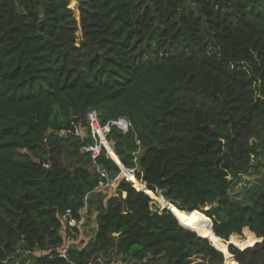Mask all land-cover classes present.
I'll list each match as a JSON object with an SVG mask.
<instances>
[{
	"label": "trees",
	"instance_id": "1",
	"mask_svg": "<svg viewBox=\"0 0 264 264\" xmlns=\"http://www.w3.org/2000/svg\"><path fill=\"white\" fill-rule=\"evenodd\" d=\"M168 1L0 0V264H264V0Z\"/></svg>",
	"mask_w": 264,
	"mask_h": 264
},
{
	"label": "built area",
	"instance_id": "2",
	"mask_svg": "<svg viewBox=\"0 0 264 264\" xmlns=\"http://www.w3.org/2000/svg\"><path fill=\"white\" fill-rule=\"evenodd\" d=\"M88 121H89V123H90V125H91V127H92V131H93V135L94 136H96V135H99V137H101V136H103L104 134H105V132H106V130L108 129V126H105V127H103V126H101L100 125V122H99V120H98V113L95 111V110H93V111H90L89 113H88ZM121 123V122H120ZM102 144H104L102 141H96L95 142V144H93V145H89V146H87V147H85L84 148V150L85 151H87V152H90V153H92V157H93V159H96L99 155H100V153H101V146H102ZM61 218L64 220V221H67L68 223H69V225L71 226V228H72V230H71V234H73V235H68L67 236V239H66V243L67 242H70L71 240L72 241H75L76 240V238L78 237H80V233H79V231L78 230H75V227H77V225L81 222H79V221H77L74 217H73V215H72V211L71 210H67V211H65L62 215H61ZM66 243H65V246H66ZM72 243H74V242H72ZM72 243H70V244H72ZM63 247L62 249H59L58 251L59 252H61V254L63 255V256H66V247Z\"/></svg>",
	"mask_w": 264,
	"mask_h": 264
},
{
	"label": "rangeland",
	"instance_id": "3",
	"mask_svg": "<svg viewBox=\"0 0 264 264\" xmlns=\"http://www.w3.org/2000/svg\"><path fill=\"white\" fill-rule=\"evenodd\" d=\"M168 1V0H167ZM182 7L183 6H181V4L180 3H178V4H175V3H173L172 2V0L171 1H168V10H174V9H177V8H179L180 10H182ZM183 12H178V14H182ZM169 17H170V20L171 21H177L178 19L175 17V14H170L169 15ZM203 39H206V38H203ZM202 43H203V46H206V45H208L209 44V41H208V39H207V41L206 40H203L202 41ZM206 44V45H205ZM209 46V45H208ZM181 47V45H180V43H178V44H176V49L177 48H180ZM85 127H83L82 125H78V130L82 133V134H85ZM131 171H133V170H131ZM134 172V171H133ZM254 179V177H252L251 178V180H253ZM113 185H109L108 187L111 189V190H115V184L114 183H112ZM101 185H103V183L101 184ZM135 185V184H134ZM136 186V185H135ZM155 196H152L153 197V199H154V204H157V205H159V206H161L162 208L163 207H166V205H164L163 204V202L162 201H160L159 200V196L160 195H156V194H154ZM207 209H209V207H206L205 208V210H207ZM82 221H83V223L82 224H84V223H86L85 225H82V231H83V236H82V234H80V237L77 239V241H70V242H67L66 243V248H68V246L70 245V243H72V242H74V243H79V242H81L82 240H84V239H88L87 238V236L86 235H91L93 232H94V229H95V224L91 221V220H89V222H86L85 221V217H84V220L82 219ZM238 237H241V238H244L245 237V233L243 234V235H237ZM81 244H82V242H81ZM233 245H235V244H233ZM236 246V245H235ZM238 247V246H237ZM26 258L29 260L30 258L28 257V256H26ZM27 259H25L24 261H23V259H19V261H17V264H30L29 262H28V260Z\"/></svg>",
	"mask_w": 264,
	"mask_h": 264
},
{
	"label": "water",
	"instance_id": "4",
	"mask_svg": "<svg viewBox=\"0 0 264 264\" xmlns=\"http://www.w3.org/2000/svg\"><path fill=\"white\" fill-rule=\"evenodd\" d=\"M232 119V118H231ZM80 121V118L78 117V118H71V119H69L67 122H66V124H64V125H62V126H60L59 127V129L60 130H62V132H64V131H66V130H72L73 132H77L78 131V127L76 126V123L77 122H79ZM233 128H235V123H234V121L232 122V129ZM231 132H229L227 135H221L220 136V139H219V150L221 151V152H223V143H224V140L226 139V137L230 134ZM115 160V159H114ZM116 161V160H115ZM118 162V161H117ZM217 166L218 167H220V173L221 174H223V175H225V176H228V171H227V166H228V163H227V159H226V157H225V155H224V158H220V159H218L217 160ZM122 169V168H121ZM122 172H123V170H122ZM123 175H125L126 176V174L125 173H123ZM127 177V176H126ZM128 178V177H127ZM168 203H170V202H168ZM168 208V207H167ZM187 213H189V212H187ZM209 220L211 221V224H212V227H214V224H213V221L211 220V218H209ZM189 228V227H188ZM193 230V229H192ZM197 232V231H196ZM198 233V232H197ZM213 233H214V231H213ZM198 234H200V233H198ZM215 234V233H214ZM201 235V234H200ZM201 236H203V235H201ZM204 237H206V236H204ZM208 238V237H207ZM209 239V238H208ZM211 242H212V240L211 239H209ZM261 240V239H260ZM260 240H257V241H260ZM224 241H226V240H224ZM212 244L214 245V246H216L213 242H212ZM231 244V243H230ZM218 248V247H217ZM240 248V247H239ZM219 249V248H218ZM241 249H243V248H241ZM227 251H228V255L226 254V253H224L225 254V256H226V258H230L231 256H232V254L229 252V244H228V246H227Z\"/></svg>",
	"mask_w": 264,
	"mask_h": 264
},
{
	"label": "clouds",
	"instance_id": "5",
	"mask_svg": "<svg viewBox=\"0 0 264 264\" xmlns=\"http://www.w3.org/2000/svg\"><path fill=\"white\" fill-rule=\"evenodd\" d=\"M97 112V111H96ZM129 179V178H128Z\"/></svg>",
	"mask_w": 264,
	"mask_h": 264
},
{
	"label": "bare ground",
	"instance_id": "6",
	"mask_svg": "<svg viewBox=\"0 0 264 264\" xmlns=\"http://www.w3.org/2000/svg\"><path fill=\"white\" fill-rule=\"evenodd\" d=\"M164 204V203H163Z\"/></svg>",
	"mask_w": 264,
	"mask_h": 264
}]
</instances>
